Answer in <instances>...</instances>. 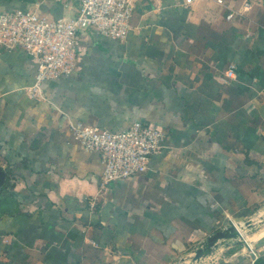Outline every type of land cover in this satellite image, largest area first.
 <instances>
[{
	"label": "crops",
	"instance_id": "obj_1",
	"mask_svg": "<svg viewBox=\"0 0 264 264\" xmlns=\"http://www.w3.org/2000/svg\"><path fill=\"white\" fill-rule=\"evenodd\" d=\"M133 1L128 36L80 32L75 69L43 83L45 100L27 90L36 58L0 50V264H184L264 208V0ZM81 2L0 0V12L71 17ZM71 121L141 122L166 146L103 189L101 155ZM247 240L255 263L230 241L199 264H264V229Z\"/></svg>",
	"mask_w": 264,
	"mask_h": 264
},
{
	"label": "built area",
	"instance_id": "obj_2",
	"mask_svg": "<svg viewBox=\"0 0 264 264\" xmlns=\"http://www.w3.org/2000/svg\"><path fill=\"white\" fill-rule=\"evenodd\" d=\"M190 4L193 0H183ZM224 4L225 0H217ZM245 6L250 8V3ZM133 0H82L71 17H54L31 9L0 12V50L23 46L38 63L35 82L28 94L45 100L43 83L69 76L78 61L80 32L94 29L117 40H124L131 29ZM234 13L229 14V18ZM71 130L87 151L98 152L104 164L101 188L117 179L145 173L154 155L166 146L165 134L154 127L135 122L121 131H112L81 121L70 122ZM94 206L95 203L93 202ZM252 262L257 252L252 244L244 245Z\"/></svg>",
	"mask_w": 264,
	"mask_h": 264
},
{
	"label": "water",
	"instance_id": "obj_3",
	"mask_svg": "<svg viewBox=\"0 0 264 264\" xmlns=\"http://www.w3.org/2000/svg\"><path fill=\"white\" fill-rule=\"evenodd\" d=\"M6 172L0 166V187L3 185L6 179ZM245 224L248 228H253L255 225V220L253 217L246 219ZM241 223L234 222L230 220L229 224L216 230L211 235H209L193 252L191 255V264H199L202 258L209 255L215 248L225 245L230 241L236 244L249 245L252 244L248 242L244 237L243 231L240 227ZM239 226V228H238Z\"/></svg>",
	"mask_w": 264,
	"mask_h": 264
},
{
	"label": "rangeland",
	"instance_id": "obj_4",
	"mask_svg": "<svg viewBox=\"0 0 264 264\" xmlns=\"http://www.w3.org/2000/svg\"><path fill=\"white\" fill-rule=\"evenodd\" d=\"M262 212V213H261ZM254 218V220H255V225L253 226V228H248V226L245 224V222H242L241 224H240V227H241V229H242V231H243V234H244V237L246 238V239H250V235H251V233H253V232H255V231H260V229H264V208L262 209V210H260L259 212H258V214H256L255 215V217H253ZM244 246V245H243ZM194 252V251H193ZM212 253V252H211ZM210 253V254H211ZM193 254V253H192ZM191 254V255H192ZM209 254V255H210ZM191 255L189 256V257H187L186 258V260H185V262H184V264H191ZM208 256V255H207ZM207 256H205V257H207ZM204 257V258H205ZM204 258H202V259H204ZM188 259H189V263H188Z\"/></svg>",
	"mask_w": 264,
	"mask_h": 264
},
{
	"label": "bare ground",
	"instance_id": "obj_5",
	"mask_svg": "<svg viewBox=\"0 0 264 264\" xmlns=\"http://www.w3.org/2000/svg\"><path fill=\"white\" fill-rule=\"evenodd\" d=\"M248 241V240H247ZM248 242H250V241H248Z\"/></svg>",
	"mask_w": 264,
	"mask_h": 264
}]
</instances>
